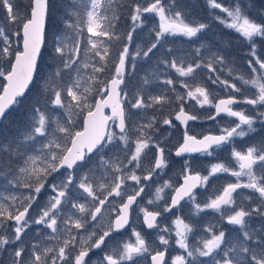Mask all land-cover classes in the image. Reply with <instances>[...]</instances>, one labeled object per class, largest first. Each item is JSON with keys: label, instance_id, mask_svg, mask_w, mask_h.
<instances>
[{"label": "snow or ice", "instance_id": "1", "mask_svg": "<svg viewBox=\"0 0 264 264\" xmlns=\"http://www.w3.org/2000/svg\"><path fill=\"white\" fill-rule=\"evenodd\" d=\"M205 2L211 20L249 42L247 72L231 66L235 62L230 64L225 41L215 51L204 46L207 59L200 47L191 49L189 59L188 53L177 55L168 49L156 58L152 70L138 76L136 61L152 59L166 38L186 37L195 43L211 23L191 19L176 0L167 6L163 0H107L111 15L102 13L101 0H89L73 21L74 0H68L65 29L70 28L77 39L71 48L63 39L55 41V67L45 74L39 56L48 0H29L23 14L17 0H0V19L7 25V30L0 27V78L6 81L0 93V122L26 90L31 91L30 85L37 88L25 124L14 131L0 130V187L8 193L0 195V264H264V136L240 149L234 143L237 137L257 133L256 123L264 128V54L254 39L259 37L264 45V8L255 9L257 18L248 14L254 9L253 0L244 5L237 0L235 11L219 0ZM215 9L226 17L217 16ZM242 9L247 11L242 14ZM145 14L157 17L159 24L149 30L154 33L149 45L133 49L134 33L146 26ZM122 17L129 21L125 30L120 29ZM225 68L230 79L221 76ZM87 69L91 71L85 75ZM201 70H206V81L215 89L206 82L193 86ZM216 89L227 98L217 100ZM190 101L215 109L206 119L218 132L192 130L189 122L202 118L191 112ZM240 104L251 106L254 115L247 107L236 110ZM173 112L175 121L184 126L175 156L189 158L180 173L183 183L175 187L165 181L157 187L155 201H148L150 205L166 201L167 194H160L171 188V203L165 202L162 211L139 208L147 229L158 230L159 243L153 247L132 225L130 211L145 191L141 181H149L166 166L167 138L156 136L162 117L164 125L176 127ZM221 114L238 122L221 125ZM226 145L232 146L231 158L239 170L222 162L211 164L207 175L194 171L192 154L212 157ZM149 153L154 167L147 175H137ZM220 173L236 181L227 182L222 190L214 188L201 203L195 190L207 191L210 179ZM129 180L135 186L128 185ZM239 189L250 194L238 198L234 194ZM43 192L48 195L41 202ZM181 201L191 204V216L207 210L219 213L218 222L204 225L191 241L197 227L181 215L172 221L174 229L161 227L157 217L172 214L182 207ZM253 218L259 220L257 225L251 223ZM33 225L42 229L39 239L25 243L23 236ZM225 225L234 234L230 236ZM127 227L132 228L131 236L105 251L108 241ZM173 232L182 251L169 260ZM94 250L104 252L97 261L91 260Z\"/></svg>", "mask_w": 264, "mask_h": 264}, {"label": "trees", "instance_id": "2", "mask_svg": "<svg viewBox=\"0 0 264 264\" xmlns=\"http://www.w3.org/2000/svg\"><path fill=\"white\" fill-rule=\"evenodd\" d=\"M22 2H17L21 5V14L24 13L26 5H28L29 0H21ZM258 0H255V4H257ZM260 2V0H259ZM89 3V0H74L73 11L71 13L72 20L75 21L80 14V10ZM101 3L104 5L102 8L105 10L106 14H112V8L108 5L107 0H101ZM163 3L167 6L169 4V0H163ZM176 5L178 8L186 9L190 12V18L195 19L197 21L202 22H210L211 26L207 29L206 32L200 35V38L195 40V43H191L190 41L185 40L182 37L174 38L178 40H172L173 37L166 38V42L164 45H161L158 50L155 51V55L152 59L145 62L143 59H138L136 61L137 64V75L143 76L146 71L152 70L155 60L157 57H160L163 53H165L168 49H172L175 51L177 55H182L184 53H188L190 55L191 49L200 47L201 51L204 53L205 59H207L208 50L204 46H210L211 48H219L221 46V42H227V45L224 48L226 55L229 57L230 64L232 61L235 63L231 66L237 67L239 71L245 72L244 65L247 63V52L249 51V43L240 39L234 30L231 32H222V24L218 21L211 20L209 16V9L206 5L205 0H176ZM68 8V0H48V13H47V24L45 29V51L43 50L41 59L43 54L45 53L46 61L45 65L51 59L52 65H54L53 61V48L54 43L57 39H62V37L66 36V41L74 42L77 37L75 36L74 32L69 28L65 29V14ZM217 16H221L218 13V9L213 10ZM256 17L257 13L255 11ZM222 17V16H221ZM145 21L146 26L143 29H138L134 33V39L132 45H130L133 49H135L136 45L139 44L141 47H145L150 44L152 37H154V33L151 35L149 34V30L154 27L158 26L159 20L152 14H145ZM129 25V21L126 17H122L120 21V29L125 30ZM84 37H87V30L86 26L83 29ZM234 35V36H233ZM256 46L261 54H264V48L261 43L257 40ZM86 42V39H85ZM187 46L189 50L183 49L181 46ZM73 46V43L70 44ZM186 57L189 59L190 57ZM40 59V70L42 69V60ZM85 75L91 71V69L83 70ZM202 71V70H201ZM197 75V77L201 74ZM228 71L227 68L224 69V72L221 73L222 78L226 76L224 73ZM43 73V71H41ZM139 72V74H138ZM196 77V78H197ZM229 78V77H227ZM230 79V78H229ZM38 83V82H37ZM37 88L36 85H31V91L27 94L22 100L18 101L17 104L12 108V110L7 114V118L2 121L0 124V130H4L5 132L14 131L15 128L21 127L23 125V120L27 115V105L26 101L30 95L36 94ZM79 119H82L80 117ZM80 123V122H78ZM264 131V130H263ZM217 158H224L218 152L216 153ZM215 155L212 157L214 158ZM151 156L144 161V165L146 167L150 166ZM232 163V162H231ZM3 183L0 181V184ZM2 188V187H1ZM253 223L258 224L259 220L254 219Z\"/></svg>", "mask_w": 264, "mask_h": 264}, {"label": "rangeland", "instance_id": "3", "mask_svg": "<svg viewBox=\"0 0 264 264\" xmlns=\"http://www.w3.org/2000/svg\"><path fill=\"white\" fill-rule=\"evenodd\" d=\"M17 2H22V1L21 0H17ZM219 2H221L222 5H224L226 7H231L232 10L235 11L236 4H237V0H219ZM239 3H240V5H244L245 0H239ZM253 3H254V9H253L252 12H250L248 14L251 15V16H253V17H256L255 9L264 8V0H260V2L258 0L257 4H255V0H253ZM20 11H21V8H20ZM101 11H102L103 14H106L105 10L101 9ZM244 11H247V9H242V14H243ZM218 12H219L218 14L221 15L222 17H226V15H227L226 13L221 12L219 9H218ZM2 16H3V13L0 12V17H2ZM0 26L1 27H4L7 30V25L3 23V20L2 19H0ZM221 31L222 32H231V30L226 29L223 25H222V30ZM236 34H237V36L240 39H242L243 41H245L242 37L239 36L238 33H236ZM176 38H178V37H176ZM182 38H184L185 40L189 41V39L186 38V37H182ZM62 39L65 41V43L67 44V46L69 48L72 47V46H70V44H72L73 42L66 41V39H67L66 36L62 37ZM254 39L257 40L259 43H261V40H260L259 37H256ZM172 40H178V39L172 38ZM245 42H247V41H245ZM44 45H45V42H44ZM181 47L183 49L187 50V51L189 50V48L187 46H184L183 45ZM262 47L264 48V46H262ZM211 49L213 51L217 50V48H211ZM44 51H45V46H44ZM189 57H191V53H190ZM41 60L43 62V64L41 65L42 66L41 71H43V73H45V74L50 73L53 70V68L55 67V66L52 65L51 59L45 65V63L48 60V58H46L45 53H44ZM244 68H246L245 69V72H247L248 71V69H247V63L244 65ZM205 71L206 70H202L201 71V74L195 79V82H192V81H190V82L193 83V86H195V83H198V82H206L209 85V88L210 89H215V86L211 85L210 81H206ZM138 74H139V72H138ZM225 78H227V77H225ZM176 87H177V89L180 92H184V90L180 88L179 84H177ZM216 91H219V96L216 97L217 100L220 99V98H227V94H225L222 90L216 89ZM251 91H255V89H251ZM35 98H36V94L30 95L28 97V99L26 101V105H27V110L28 111H25V112H27V113L29 112V110H30V108H31V106H32ZM173 99H175V97H173ZM189 106L191 108V112L197 114L198 116H200L202 118L200 120V122L199 121L198 122H199V124L200 123H205L204 126L206 127V130H207L206 132H208V130H212L213 132H218V129L216 128L215 123L213 121H211V120L206 119V117L208 115L214 114V112H215V109L214 108H210L209 106H205L204 108H201L199 105H196L195 104V101H190L189 102ZM245 107H247L249 109V114L250 115H254V113L251 111V106H245L243 104H240V105H236L235 106L236 110H239V109L245 108ZM176 110L178 111V107L176 108ZM167 114H168V110L166 109L165 110V113L163 115L166 116ZM174 115H175V113L173 112L172 113V117H171L172 119H173ZM162 118L160 120V123L158 124V127H159L160 131L157 133L156 139H163V138L166 137L167 139L165 140L163 146L166 148L167 151H170L171 148L174 145H176L178 142H180L181 137H182V132H181L180 127L178 126V123L176 121L173 120L174 121V124L176 125V127H170V126L164 125L162 123ZM26 119H27V115H26V117L23 120V125L25 124ZM218 120H219V123L221 125H223V124H229V125H231L233 122H238V121H236V118H234V117H228L226 114L220 115L218 117ZM78 122H80L78 124L81 127L82 119H79L78 118ZM254 127L258 130L257 133L252 134L249 137H245V138H239V137H237L235 139L234 143H235V146H236L237 149L243 148L246 145H249V144L253 143V141L260 140V138H259V132H260L261 124L260 123H256L254 125ZM198 128L199 127L196 126L195 128H192V130H200V131H202L201 129H198ZM262 136H264V132H262ZM231 151H232V146L231 145H226L222 150H218L217 151L224 158L215 159V158H212V157H206V156L205 157H202V156H199L198 158H196L195 160H193V166L197 169V171H201L202 170V172H203L204 175H207L208 168L211 166V164H214V163L228 162V163H230L233 166V168L235 170H239L238 169V166H236V164H235V161L231 158ZM149 155L151 156L150 167H152V164L154 162V158L152 157V154L151 153H149ZM170 155H171V153L169 152L168 153V156L170 157ZM145 158L143 160V166H142V168L137 170V175H139V172L143 168H145L144 167ZM183 163H184V160L181 161V162H179V163L173 164L172 165V169H176L179 166H182ZM145 170H146V168L144 169V172H145ZM194 171H195V169H194ZM215 177H219L218 178V181H217V184L222 183V187L224 185H226L227 182L236 181V178L235 177H232V176H230L228 174H224V173L217 174ZM215 177H212V178H215ZM212 178L210 179V182L206 186H209V185L212 184V181H213ZM246 179H247L246 177H242L241 178L242 182L243 181H246ZM127 183L130 186H135V182H133V181H130L129 180V181H127ZM163 184L164 183H162L159 186H163ZM222 187L215 188V189L222 190ZM156 189H157V187L154 189V191L152 193V197H155V195H156ZM167 189L168 188H165L164 189V192H162L160 195L163 196L164 193H165V191ZM241 190H242V193L245 194V195L250 194L249 193V190H247V189H239L236 194H238ZM129 191H131V188L129 189ZM0 195H8V193L2 188V191H0ZM47 195H48V193L46 194V197H47ZM152 200L155 201V198H153ZM164 204L165 203H160V202L156 201L154 204H151V205L148 204V203H146V204L138 205L137 207L142 206V207H146L149 211H153L152 208H155L157 206H161L162 209H163ZM191 209H192L191 204L187 203V214L190 213ZM138 211H139V214L135 218H131V217L130 218H131L132 225L136 228V230L141 231V233L144 235L145 232H144V230H143V228L141 226V218L143 217V213H141L140 210H138ZM225 211H227V209H225ZM211 214H212L213 219H216V222H218V220H219V213H214L213 212ZM135 215H136V213H135ZM113 216H114V213L112 214V218H113ZM253 219H256V218H253ZM171 223L172 222L168 220V221H164L163 222V225H164V227L165 226L170 227L169 225ZM131 232H132V228L130 227L127 230L126 233L122 234L121 236H117V237L113 238L112 240L108 241V246H107V248H105V251L111 249L113 247L115 241H123V240H126L129 236H131ZM132 239H133V242H134V239L135 238L133 237ZM154 239H155V241L158 242V240H156V234L154 235ZM149 241H151V237H150ZM91 260L92 261H95L93 259H91ZM141 264H142V262H141Z\"/></svg>", "mask_w": 264, "mask_h": 264}, {"label": "flooded vegetation", "instance_id": "4", "mask_svg": "<svg viewBox=\"0 0 264 264\" xmlns=\"http://www.w3.org/2000/svg\"><path fill=\"white\" fill-rule=\"evenodd\" d=\"M200 122V121H199ZM199 122L197 123H190V126L192 128H195L196 126L199 127L198 129H201L202 131L200 130H193V131H196V132H203L206 134V132H204L203 130H206V127L204 126L205 123H200ZM179 144V143H178ZM178 144L174 145L170 151H167L166 150V166L163 170H157L156 173L153 174V176L150 178L149 181H141V183L145 186V191L142 193L141 197L138 199V205H141V204H146L148 203V201L155 197H152V193L154 191V189L156 187H158L159 185H161L162 183H164L165 181H169V183L173 184L175 187H179V185L181 184V180H182V177L180 176V173L182 172V166H179L178 168L176 169H172V165L175 164V163H179L181 162L182 160L184 159H180V160H177L175 159L173 156H172V153L173 151L176 149V147L178 146ZM171 153L170 157L168 156V153ZM199 155L193 157V160H195ZM188 159V158H186ZM170 163V164H169ZM153 167V165H152ZM150 166H148L145 170V172H142L141 171L139 172V175L140 176H143V175H147L148 174V170H149ZM196 171V170H195ZM235 182V181H233ZM220 188V187H219ZM138 190V188H137ZM201 188L198 190V198L200 201H204L205 197H200L199 196V192H200ZM242 193V190L238 193V194H234L235 196H237L239 198V195ZM167 194V198H166V201L164 200H161V201H158L160 203H169L171 202V195L174 194L173 193V190L171 188H168L164 195L165 196ZM40 201L43 199V197H40L39 198ZM126 199V197H125ZM187 203L186 201H181V205L182 207L181 208H178L176 210L173 211L172 214H168V213H165L162 217H158L157 220L159 221L160 223V226L161 227H164L163 225V222L164 221H173L175 219V216L176 215H181L182 218H185V222H193L196 227H197V232H196V235L193 236V235H190L189 239L190 241L191 240H194L196 238V236L199 235L200 231L202 230V227L206 224H209V223H217L216 222V219H213L212 215H207V216H191L190 213L187 214ZM139 208L140 207H137V206H134V209L131 211V214H130V217L131 218H135L138 214H139ZM162 207L161 206H157L155 208H152L153 211H162L161 210ZM227 212V211H226ZM136 213V215H135ZM33 215H35V212L33 213ZM114 216H115V213H114ZM136 224V223H135ZM253 225H257V224H253ZM170 227H173L174 229V225L171 223L169 225ZM143 227V226H142ZM225 227L228 229L229 231V234L232 235L234 234V230L225 225ZM39 230H42L40 229V226H35L33 225L29 230H26V233L24 234L23 236V240L25 243H28V242H33L35 243L38 239H39V236H38V231ZM158 230H153L151 232H145L144 233V236L146 237V239L149 241L150 237H151V241H149V243H152L153 247H155L156 245H158V242L155 241L154 239V235L156 234ZM121 234H115L113 236V238L117 237V236H121ZM150 236V237H149ZM112 238V239H113ZM111 239V240H112ZM110 241V240H109ZM154 242V243H153ZM182 250H180L176 245H175V236H174V232H173V239L171 241V244L168 248V256H169V260L174 257L175 255L177 254H180ZM104 254L103 251H93V253H91V259L97 261L98 258L102 257ZM150 259V258H149Z\"/></svg>", "mask_w": 264, "mask_h": 264}, {"label": "water", "instance_id": "5", "mask_svg": "<svg viewBox=\"0 0 264 264\" xmlns=\"http://www.w3.org/2000/svg\"><path fill=\"white\" fill-rule=\"evenodd\" d=\"M46 17H47V12H46V15H45V20H44V30H43V33H42V42H41V51H42V48H43V44H44V32H45V25H46ZM6 82V81H5ZM26 92H27V90H26ZM19 99H21V98H19ZM12 108V107H11ZM105 113L106 114H111V110L110 109H105ZM221 115H223V114H221ZM174 117H175V115H174ZM174 117H173V120L175 121V119H174ZM179 125H180V123H179V121H176ZM191 122V121H190ZM82 124H83V122H82ZM181 126V129L184 131V126L183 125H180ZM182 142H183V140H182ZM181 142V143H182ZM176 150V149H175ZM175 150L173 151V156L175 157V158H178V159H180L179 157H176L175 156ZM195 155H197V154H192V156H195ZM185 157H188L187 155L185 156ZM184 157V158H185ZM154 167V166H153ZM183 183V179L181 180V184ZM180 186V185H179ZM197 190V189H196ZM195 190V191H196ZM142 195V194H141ZM140 197H138L137 198V200L139 199ZM171 203V202H170ZM115 219V218H114ZM143 220H144V217H142V222H143ZM144 224V223H143ZM145 226V228H146V230H148V231H150V230H152V229H147V227H146V225H144ZM122 231H124V230H121V232ZM95 251H97V250H95Z\"/></svg>", "mask_w": 264, "mask_h": 264}, {"label": "bare ground", "instance_id": "6", "mask_svg": "<svg viewBox=\"0 0 264 264\" xmlns=\"http://www.w3.org/2000/svg\"><path fill=\"white\" fill-rule=\"evenodd\" d=\"M226 118V117H225ZM164 126V125H163Z\"/></svg>", "mask_w": 264, "mask_h": 264}]
</instances>
